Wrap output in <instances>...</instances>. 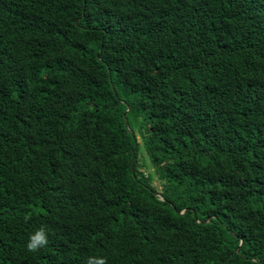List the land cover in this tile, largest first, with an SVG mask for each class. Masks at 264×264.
<instances>
[{"label":"trees","instance_id":"trees-1","mask_svg":"<svg viewBox=\"0 0 264 264\" xmlns=\"http://www.w3.org/2000/svg\"><path fill=\"white\" fill-rule=\"evenodd\" d=\"M89 256L264 264V0H0V264Z\"/></svg>","mask_w":264,"mask_h":264},{"label":"clouds","instance_id":"clouds-1","mask_svg":"<svg viewBox=\"0 0 264 264\" xmlns=\"http://www.w3.org/2000/svg\"><path fill=\"white\" fill-rule=\"evenodd\" d=\"M28 219L29 217H25V221ZM48 243L49 238L47 229L41 227L30 235L26 247L29 252H36L39 249L46 247ZM86 264H107V259L100 256H89L87 258Z\"/></svg>","mask_w":264,"mask_h":264},{"label":"rangeland","instance_id":"rangeland-1","mask_svg":"<svg viewBox=\"0 0 264 264\" xmlns=\"http://www.w3.org/2000/svg\"><path fill=\"white\" fill-rule=\"evenodd\" d=\"M137 141L140 143L141 148L138 152V164H139V170H141L144 174L150 175L152 177L151 184L156 189L157 192H160L162 189V182L157 178L153 167L150 164V161L148 159V156L144 150V147L141 142L140 135L138 133V128L135 129Z\"/></svg>","mask_w":264,"mask_h":264},{"label":"water","instance_id":"water-1","mask_svg":"<svg viewBox=\"0 0 264 264\" xmlns=\"http://www.w3.org/2000/svg\"><path fill=\"white\" fill-rule=\"evenodd\" d=\"M126 112H127V111H126ZM125 125H126L127 129L129 130L130 134H131L133 137H135V133L129 129V124H128L126 118H125ZM136 146H137V142L135 143V147H136ZM133 160H134V153H133V156H132V162H133ZM185 211H186V209L182 210L180 213H183V212H185ZM206 221H208V219H206Z\"/></svg>","mask_w":264,"mask_h":264}]
</instances>
